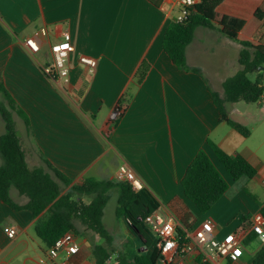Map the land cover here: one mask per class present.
I'll return each mask as SVG.
<instances>
[{"label": "crops", "instance_id": "0c3cea01", "mask_svg": "<svg viewBox=\"0 0 264 264\" xmlns=\"http://www.w3.org/2000/svg\"><path fill=\"white\" fill-rule=\"evenodd\" d=\"M177 1L0 0V85L28 119L26 126L11 110L27 166L54 178L49 164L66 176L68 186L58 181L61 194L86 179L117 182L118 168L126 165L159 202L158 210L180 230L192 233L208 219L213 236L221 239L264 208V94L255 103H225L222 108L227 119L249 130L248 137L221 119L212 97L223 99L222 83L240 70V42L252 40L259 24L254 11L264 0H223L217 8L244 22L236 40L218 26L195 29L185 48V60L197 73L179 70L162 49L164 30L179 11ZM41 30L44 35L39 34ZM65 32L74 48L67 61V83L42 72L52 62L50 45ZM29 36L39 46L36 53L25 46ZM82 55L96 60L93 71L79 62ZM142 62L149 69L137 84L134 74ZM255 72L250 73V80L256 78ZM0 103H5L2 92ZM117 104L124 112L111 124L109 114ZM3 132L0 116V136ZM207 139L228 155L243 156L254 166V177L233 181L207 146ZM199 150L206 152L216 170L219 164L228 175L225 178L219 172L228 189L205 213L185 198L181 187L185 170ZM10 196L19 205L27 202L13 188ZM173 199L189 213L185 224L168 208ZM45 218V212L34 218L29 211L13 210L0 201V264H42L48 249L36 235L35 225ZM117 218L121 223L103 224L107 238L74 219L79 251L66 264H119L144 254V241ZM9 229L15 230L12 238L6 234ZM249 236L258 242L255 248L244 243L237 261L220 260L219 264H251L264 243ZM61 260L62 255L57 262ZM199 260V253L192 251L174 264H199Z\"/></svg>", "mask_w": 264, "mask_h": 264}, {"label": "trees", "instance_id": "16d2710c", "mask_svg": "<svg viewBox=\"0 0 264 264\" xmlns=\"http://www.w3.org/2000/svg\"><path fill=\"white\" fill-rule=\"evenodd\" d=\"M223 0H199L192 5L182 22L173 20L164 30L162 49L171 62L183 71L198 72L190 68L185 60V48L192 40L197 27H220V31L230 39L236 40L237 34L244 22L233 16H228L217 11ZM254 18L258 27L252 35V40L240 42L241 50L238 62L240 70L222 83L224 103L257 102L264 94L262 84V71H256V78L250 80L248 74L255 71L253 68L264 66V3L254 11ZM149 66L142 62L134 74V81L140 84L148 72ZM5 103H0V116L4 124V132L0 136V201L13 210H27L35 218L41 213H46V218L35 225L36 235L50 248L56 239L68 231L76 232L73 221L79 219L88 229L102 238H107L106 230L102 223L103 210L108 200L109 189L118 191L115 214L122 218L131 234L144 241L146 252L135 256L131 262L121 260L119 264H157L159 250L145 232L143 218L159 209L160 204L156 198L145 188L134 192L130 186L122 181L98 182L86 179L81 185L71 186L67 192L61 194L60 183L65 186L70 184L69 179L59 171L52 170L54 178L42 169H30L25 161L21 149L11 110L22 118L25 125L28 119L22 110L16 107L14 101L0 85ZM213 101L218 107L221 119L243 137L249 136V130L241 124L227 119L222 109L219 98L212 94ZM125 101V99H124ZM207 146L228 173L233 181L251 179L255 175V168L243 156H231L222 151L211 140L207 139ZM57 180V181H56ZM181 187L186 199L191 201L200 213L207 212L214 203L227 191L228 184L211 163L206 152L199 150L187 166L181 179ZM15 189L27 202L19 205L10 196V189ZM87 198L74 199V196ZM168 208L174 216L185 224L189 218L186 207L177 199L169 202ZM264 215V208L261 209ZM179 232V231H178ZM249 236L244 243L251 242ZM97 264H102L97 262ZM251 264H264V245L252 256Z\"/></svg>", "mask_w": 264, "mask_h": 264}, {"label": "built area", "instance_id": "2783aa9c", "mask_svg": "<svg viewBox=\"0 0 264 264\" xmlns=\"http://www.w3.org/2000/svg\"><path fill=\"white\" fill-rule=\"evenodd\" d=\"M195 3V0H178L179 11L174 20L182 22L187 10ZM39 34L44 35L45 30H41ZM24 43L30 53H36L39 50L33 36L26 37ZM73 49L70 34L63 33L60 41L50 45L52 62L42 69L44 75L67 83L69 75L67 61ZM79 62L88 66L90 71H93L96 66L95 59L83 55L79 56ZM123 112L124 107L117 104L109 114V122L115 124ZM117 176L119 181L127 183L134 192L144 188L142 181L126 165H121L118 168ZM142 224L153 236L159 250L157 264H174L192 251L199 253V264H219L220 260L234 263L238 259L237 251L244 246V241L249 234L254 235L261 243H264V215L261 212L251 215L236 231L224 235L221 239L213 236V224L208 219L202 221L199 227L189 233L185 229L180 230L176 222L170 221L159 210H156L147 214L143 218ZM6 234L12 238L15 235V230L9 229ZM47 249V258L40 260V263L44 264L49 261L52 264H66L70 257L79 251L77 236L68 231L56 239L54 244ZM61 255L62 260L57 262Z\"/></svg>", "mask_w": 264, "mask_h": 264}, {"label": "rangeland", "instance_id": "374dc122", "mask_svg": "<svg viewBox=\"0 0 264 264\" xmlns=\"http://www.w3.org/2000/svg\"><path fill=\"white\" fill-rule=\"evenodd\" d=\"M248 76L251 79L252 74L249 73ZM218 98H219V101H220L222 108L225 110V103L223 101H221L222 97L218 96ZM217 165L219 168V169H217L218 172H220L225 178H227L228 175L224 172L222 167L219 166V164H217ZM107 195H108V200H107L106 205H105L104 210H103L102 222H103V224H105V226L113 225L117 221H119V223H121V220H118V218L115 215V209L117 206L118 191L116 189H109L107 192ZM22 197L24 200H26V198L24 196H22ZM160 213L163 214L162 211H160ZM249 244L251 245L252 248H255L257 246L258 242L252 241Z\"/></svg>", "mask_w": 264, "mask_h": 264}, {"label": "water", "instance_id": "95a60500", "mask_svg": "<svg viewBox=\"0 0 264 264\" xmlns=\"http://www.w3.org/2000/svg\"><path fill=\"white\" fill-rule=\"evenodd\" d=\"M253 70L262 71V70H264V66H259L257 68H253Z\"/></svg>", "mask_w": 264, "mask_h": 264}]
</instances>
